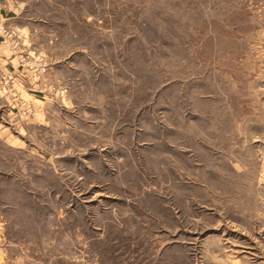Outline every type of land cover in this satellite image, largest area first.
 <instances>
[{
	"label": "rangeland",
	"instance_id": "1",
	"mask_svg": "<svg viewBox=\"0 0 264 264\" xmlns=\"http://www.w3.org/2000/svg\"><path fill=\"white\" fill-rule=\"evenodd\" d=\"M0 12V264H264V0Z\"/></svg>",
	"mask_w": 264,
	"mask_h": 264
},
{
	"label": "crops",
	"instance_id": "2",
	"mask_svg": "<svg viewBox=\"0 0 264 264\" xmlns=\"http://www.w3.org/2000/svg\"><path fill=\"white\" fill-rule=\"evenodd\" d=\"M4 21L5 20H4L3 16L1 15V12H0V26L4 24ZM2 43L3 42L0 40V56L4 57V56H6V52H5L4 48H3V44Z\"/></svg>",
	"mask_w": 264,
	"mask_h": 264
}]
</instances>
